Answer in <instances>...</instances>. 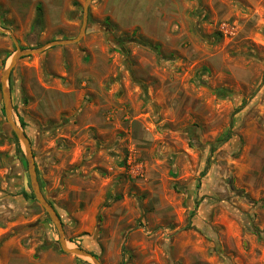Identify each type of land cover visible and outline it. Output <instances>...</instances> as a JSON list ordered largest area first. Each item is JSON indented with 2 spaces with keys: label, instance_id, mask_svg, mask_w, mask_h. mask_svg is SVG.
<instances>
[{
  "label": "rangeland",
  "instance_id": "obj_1",
  "mask_svg": "<svg viewBox=\"0 0 264 264\" xmlns=\"http://www.w3.org/2000/svg\"><path fill=\"white\" fill-rule=\"evenodd\" d=\"M86 0H0V264L61 249L1 79ZM43 18L37 31V8ZM14 118L71 248L103 264H264V0H93L22 57Z\"/></svg>",
  "mask_w": 264,
  "mask_h": 264
},
{
  "label": "water",
  "instance_id": "obj_2",
  "mask_svg": "<svg viewBox=\"0 0 264 264\" xmlns=\"http://www.w3.org/2000/svg\"><path fill=\"white\" fill-rule=\"evenodd\" d=\"M93 0H86L85 6H84V15H83V24L81 27V30L75 38L72 39H65V40H54L40 48L35 49H24L22 50L17 46V51L12 55L11 62L8 67H6L2 74L1 79V85H2V92H3V100H4V106H5V112L7 120L12 127V130L16 134L17 138L20 140L22 145L25 149V155L26 159L28 161V170H29V176H30V182L31 187L34 192V195L38 202L42 205L44 210L47 212L48 216L52 220V222L55 224V226L58 229L59 235H60V246L61 249L68 253L73 254L80 257H87L92 260L94 264H103L94 254L90 253L89 251L83 249V248H71L68 245V241L65 237V230H64V224L56 211L55 207L47 200L39 179H38V173H37V167L35 162V156L32 151V145L31 141L28 137V135L25 133V131L22 129V127L17 123V121L14 118L13 115V103H12V95H11V89L9 87V79L12 74V71L14 67L16 66L17 62L24 56H28L34 53H40L43 52L46 48L51 46H58V45H68V44H75L79 42L83 36L86 33L87 24H88V18H89V6Z\"/></svg>",
  "mask_w": 264,
  "mask_h": 264
},
{
  "label": "trees",
  "instance_id": "obj_3",
  "mask_svg": "<svg viewBox=\"0 0 264 264\" xmlns=\"http://www.w3.org/2000/svg\"><path fill=\"white\" fill-rule=\"evenodd\" d=\"M42 18H43V11H42V7L39 5L37 8V17H36V22H37V31L41 30V26L39 25L42 22Z\"/></svg>",
  "mask_w": 264,
  "mask_h": 264
},
{
  "label": "crops",
  "instance_id": "obj_4",
  "mask_svg": "<svg viewBox=\"0 0 264 264\" xmlns=\"http://www.w3.org/2000/svg\"><path fill=\"white\" fill-rule=\"evenodd\" d=\"M52 42V41H51ZM50 43V42H49Z\"/></svg>",
  "mask_w": 264,
  "mask_h": 264
}]
</instances>
